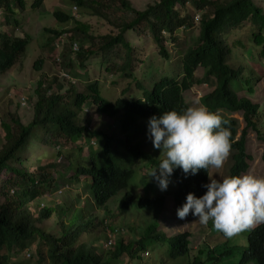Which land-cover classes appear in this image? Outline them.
<instances>
[{
  "label": "trees",
  "instance_id": "16d2710c",
  "mask_svg": "<svg viewBox=\"0 0 264 264\" xmlns=\"http://www.w3.org/2000/svg\"><path fill=\"white\" fill-rule=\"evenodd\" d=\"M66 1L77 6L81 14L106 21L110 29L104 35H95L89 23L74 19L71 13L56 10L53 15L62 25L45 31L51 33V40L70 34L71 47L59 54L61 70L68 74L63 77L69 87L66 89L57 75L44 79L42 74L35 90L37 100L32 120L24 124L19 115L9 110L6 118L1 120L4 144L0 149V195L3 198L0 201V264H12L11 255H18L26 249L29 252L28 248L31 251L32 244H35L37 252L34 264H45L44 251L51 264H120L126 258V264L129 260V264H136L134 262L142 261L145 254L150 253L151 242L159 240L157 222L153 221L139 235L128 237L125 226L122 228L121 223L114 221L115 217L110 219L109 214L113 211L106 204L130 185L137 166L147 170L143 174L144 189L158 191L155 180L149 179L150 171L160 159V150L150 147L146 135L150 116L186 108L185 92L194 85L211 83L213 89L201 97V104L220 115L226 121L224 126L230 130V158L233 160L230 175L247 170L246 161L250 156L245 151L246 138L249 129L260 133L258 122L262 110L257 100L241 94L243 90L252 94L253 85L249 77L243 76L241 65L229 63L233 50L227 44V37L242 33L234 45L244 47L249 43L259 51L258 56L264 57V10L254 0H159L143 11L134 8L130 0ZM43 2L36 0L31 7L38 8ZM189 4L193 7L192 16L196 15L198 21L196 34L192 35V41L175 62L178 64L176 69L167 74L156 63L142 58L138 50L135 52L131 35L146 31L150 40L159 47V55L165 58L173 56L166 42L178 41V30L192 25ZM14 6L21 10L28 8L25 0H0L5 28L10 23L9 17L13 16ZM69 21L75 25L64 28L63 24ZM13 25L18 26L19 22L14 20ZM74 41L78 43L77 49L73 48ZM30 44L29 33L23 38L12 37L5 32L1 22L0 76L21 60ZM178 46L175 45V49ZM54 51L57 52L56 49ZM97 58L104 64L101 74L114 78L112 88L106 87L101 79L89 82L87 67ZM44 62L45 58L40 54L33 66L40 70ZM199 68L204 70L202 79L196 76ZM81 78L82 85L78 89L76 84ZM123 78H128L130 85L133 82L141 93L135 94L126 88L121 96L113 98L115 88ZM149 78H152L150 88L145 86ZM43 84L46 87L42 89ZM85 106L101 117L97 126L92 127L91 118L83 115ZM221 111L242 114L244 127L238 138L236 119L221 114ZM49 133L52 137L48 141L59 147L54 159L45 152L37 158L38 161L44 160L41 165L33 167L26 163L28 159L23 158L20 150L29 153L27 143L31 138L48 143L45 138ZM78 143L86 145L81 150L88 152L87 157L81 156V150L74 155L73 150ZM69 155H74L75 159L71 160ZM57 156L64 161L63 164L59 160L56 162ZM65 166L73 168L71 179L83 184L87 195L82 204L91 201L88 211L81 210L78 215V208L74 210L68 204L67 208L50 204L41 207L38 202L52 188L54 173L62 177L61 169ZM207 179L205 169L185 177L177 168L167 190H160L145 207L157 212L163 208L165 197L171 196L173 208L177 211L189 192L200 196L206 191L202 185L207 183ZM130 196L131 193L126 192L118 206L120 211L126 212L125 203ZM72 198L75 196L69 194V200ZM35 202L36 214L32 206ZM103 208L107 211H101ZM100 211L104 218L99 217ZM83 212L88 214L85 216ZM53 216L57 217L56 228L41 226ZM194 220L189 214L184 221ZM191 233L185 229L170 237V253L160 258L166 255L171 264H222L226 261L227 264L251 261L264 264L263 223L258 224L245 245L235 243L222 233L213 235L211 222L204 225L202 234L206 235L198 247L190 246ZM219 247L221 249L217 250ZM235 249L243 251L239 261L232 259L236 257ZM184 257L187 260L175 263ZM12 262L27 264L15 259Z\"/></svg>",
  "mask_w": 264,
  "mask_h": 264
},
{
  "label": "rangeland",
  "instance_id": "374dc122",
  "mask_svg": "<svg viewBox=\"0 0 264 264\" xmlns=\"http://www.w3.org/2000/svg\"><path fill=\"white\" fill-rule=\"evenodd\" d=\"M36 0H25L27 2L28 8L26 10H21L20 7L14 6L13 16H11L8 20L12 21L14 18L19 22V25L16 26L15 31H11L14 29L12 23H8V27H4L5 22L3 21V14L0 13V19L2 22V26L5 29V32L12 37L21 36L23 34L29 33L31 36V44L28 47L27 51L21 58L19 62H15L13 67L9 70L8 73L2 74L0 76V149L4 144L3 140V130L1 128V120H4L7 116L8 110L20 116L21 121L24 124H28L29 121L32 120L34 115V104L37 100L35 95V90L37 88V82L40 79L41 75L44 74V79L49 78L52 76H58L60 81L63 82L66 89H68L69 84L66 82L67 80L63 77V71L61 70L60 65V58L59 54L63 50L66 52L68 46L71 47L72 40L70 39V34H64L62 37L58 39H50L51 33L45 31L47 28H60L62 25L59 21H57L54 17V12L56 10H60L63 12L71 13L74 19L80 20L82 22H87L91 25V31L95 35H104L109 32V25L106 21L90 16L88 14H81L80 9L78 11V17L74 16L73 13V6L70 2L66 0H44L43 4L38 8H33L31 5ZM159 0H130L133 7L137 10H146L149 6L154 5ZM255 3L264 10V0H254ZM189 12L190 16L193 14V7L189 4ZM190 19V18H189ZM191 20V19H190ZM192 25L190 27H181L176 34L179 38L178 41L174 42V40H168L166 45L168 49L172 52L173 56L169 58H165L159 55V47L154 44V41L150 40L146 31L140 32L139 34L133 33L132 43L135 49V52L138 50V53L142 58H146V60L152 64H155L160 68L162 72H167L170 74L173 70L176 69L178 64L175 62L178 60L179 56H182L185 49L188 47L190 42L192 41V35L196 34V27L198 21L195 17L192 16ZM0 22V24H1ZM183 24V23H180ZM75 24L72 21H69L63 24L64 28H71ZM242 37V33L235 35V36H228L227 37V44L229 47L232 48V55L230 57L229 63L234 66L241 65L243 68V76L249 77L251 79V84L253 85V93L249 94L245 90L241 91L242 95H247L250 99L257 100L261 107L262 112L260 113V121L258 122V128L260 133L258 134L255 130L249 129L248 135L246 138L245 144V151L250 156L247 159L248 168L242 174L250 173L255 174L258 176H264V57L258 56V50L253 48L251 44L244 45V47L235 46L234 42L237 39ZM244 40V39H242ZM185 41V42H184ZM75 42V41H74ZM179 44L175 49V45ZM56 45V46H55ZM57 50L54 51V50ZM53 51V52H52ZM74 52V51H73ZM76 53V52H74ZM42 54L45 58V62L43 67L40 70L34 68L33 64L34 61L37 59L38 55ZM56 61H55V60ZM102 59L97 58L92 60V64L87 67V71L90 75L89 82L93 81L95 78L104 80L106 83V87L112 88L111 81L114 79L109 74H101L104 69V64H101ZM79 74H82L80 71ZM204 70L199 68L196 71V76L198 78H203ZM68 76V74H65ZM63 78V79H62ZM79 78V77H78ZM65 80V81H64ZM78 80V79H77ZM82 78L79 79L78 83L76 84L77 88L79 89L82 85ZM152 78H149L147 82H145V86L150 88L151 87ZM253 81V82H252ZM256 81V82H255ZM46 85L43 84L42 89L45 88ZM129 88V90L135 94H140L141 89L137 88L135 84L130 85L128 78H123L122 82L118 87L115 88V94L113 98H117L121 96L122 90ZM213 86L211 83H202L194 85L191 89L185 92V102L188 106H203L201 104V97L208 94L212 91ZM111 98V97H110ZM112 98V99H113ZM221 114H225L228 116H232L237 121V126L239 132L237 134V138L240 136V131L244 127V121L242 119V114L238 113H229L227 111H221ZM85 118L88 116L91 118V126L95 127L99 123L101 117L98 114H95L91 111L88 106L84 108ZM86 120V119H85ZM119 129V128H118ZM40 133L42 131L38 130ZM123 134V133H122ZM51 134L49 133L45 138L47 141L51 139ZM150 147H152L151 141ZM94 145L96 142L91 141ZM29 150L27 154H25L24 150H20V153L23 155V158H27L28 160L26 163L32 165L33 167L39 166L42 164L41 161H38V156H43L46 152L49 155V158H53V155L58 152V148L54 146L52 143L48 141V143H43L42 141H37L31 138L28 143ZM69 144V143H67ZM86 147V145L82 143L76 144V149L74 151V155L79 153L82 147ZM81 156L87 157L88 152L85 153L81 150ZM28 155V156H27ZM74 155H69L71 160H74ZM232 151L230 150L229 156L226 158L224 165L220 169H211V173L213 174L214 178H219L222 176H226L230 174V168L233 164L232 158ZM56 162L64 163L61 158L58 156L55 158ZM59 160V161H58ZM48 161V160H47ZM72 167L65 166L62 170V177H57V174L54 173L55 180H53L52 188L50 191L39 199V204L41 207L43 205L50 204L52 206H63L67 208V204L72 206V209H77V215L80 213L81 210L88 211L89 205L91 201L84 206L82 203L86 201L87 193L83 190L82 182L77 183L74 182V179H71V171ZM145 170L139 166L136 167L133 177L130 181L129 188L130 190H139L142 186V182L144 180L143 174ZM145 175V174H144ZM67 191V192H65ZM82 192V193H81ZM78 193H81L78 196ZM125 193V190L121 191L119 194L114 196L111 200L108 201L106 204L108 207L112 209L113 212H110V219L114 218L118 224H124L126 234L128 237L133 238L134 235L140 234L143 230L151 225L152 221L157 222V233L159 234V240H154L150 244V253L145 254V257L142 261L134 262L136 264H163L162 262L166 260L167 264H171L172 261L167 259V254L170 253V237L174 234L184 231L185 229L191 230V237H190V246L195 248L198 244L203 242V237L206 234H202V230L204 225H201L199 221L196 219L194 221L185 222L181 221L177 218L176 211L172 209L173 200L171 196H166L164 201V206L161 208L160 213L146 211L145 209H138V208H131L127 214L120 211L118 207L120 204V200ZM69 194L75 196L72 200H69ZM0 201H3L2 196L0 195ZM168 202V203H167ZM36 202L32 205L34 210V214H36L37 209ZM106 205L104 207H106ZM167 205V206H166ZM63 208V209H64ZM95 208V207H94ZM98 208V207H97ZM107 209H101L104 211ZM100 211V212H101ZM38 213V212H37ZM86 216L88 212H83ZM55 216V215H54ZM51 218L48 221H45L41 224L42 227H55L57 223V217ZM100 218H104V213L101 212ZM176 219L175 221H173ZM122 225V226H124ZM127 225L131 227H126ZM59 230V227H57ZM57 230V231H58ZM215 236L221 234L219 231L215 230L212 227ZM163 233L167 236L166 239L163 237ZM248 230H245L239 233L237 236L238 241L242 242L244 245L247 240ZM124 235V234H122ZM120 235V236H122ZM119 236V238H120ZM209 242V241H208ZM165 245V246H164ZM35 244H32L31 251L28 248L25 251L20 252L18 255H11L10 262L14 264L12 261L15 259L17 262H26L27 264H34L37 257V252L34 250ZM164 249V250H163ZM221 249V247L217 248V250ZM240 251V252H236ZM236 257L232 258L233 260H239L243 254L242 250L235 249ZM43 254L45 255V264H51L47 256V252L44 251ZM164 254H166L163 259L160 258ZM188 257V256H187ZM230 260L232 263L233 260ZM126 259H123L120 264H126ZM187 260L186 257L179 258L176 260L175 263H179L181 261ZM130 261V260H129ZM127 261L129 264L130 262ZM164 263V264H166ZM227 264V261L222 263ZM249 264H255L254 261H251Z\"/></svg>",
  "mask_w": 264,
  "mask_h": 264
},
{
  "label": "clouds",
  "instance_id": "9594fccd",
  "mask_svg": "<svg viewBox=\"0 0 264 264\" xmlns=\"http://www.w3.org/2000/svg\"><path fill=\"white\" fill-rule=\"evenodd\" d=\"M16 19L9 22L13 25ZM24 36L26 34H23ZM75 44L77 49V42L73 43V48ZM26 51L27 49L23 55ZM65 74L63 72V75ZM225 124L226 121L220 115L206 106H187L179 111L171 109L150 116L146 135L152 147L160 150V159L150 171L149 179L155 180L158 191L144 189L143 182L139 190L133 191L127 186L121 200L126 192H130L131 196L125 203L127 210L124 214L135 207L156 212L145 206L160 190H167L175 169L179 168L185 177L205 169L208 179L202 187L206 191L200 196L189 192L184 202L177 208V218L184 221L191 214L201 225H208L211 222L215 230L237 244L242 242L235 236L248 230L245 243L248 244V237L255 233L258 224H264V176L241 173L214 178L210 170L220 169L230 154L231 133ZM172 209L174 210L173 207ZM160 210L161 208L156 213ZM164 235L163 233V237ZM166 238L165 235L164 239Z\"/></svg>",
  "mask_w": 264,
  "mask_h": 264
},
{
  "label": "built area",
  "instance_id": "2783aa9c",
  "mask_svg": "<svg viewBox=\"0 0 264 264\" xmlns=\"http://www.w3.org/2000/svg\"><path fill=\"white\" fill-rule=\"evenodd\" d=\"M78 11H79L78 7L77 6H73V13H74L75 17H78V15H77ZM74 48L76 49V44L74 45Z\"/></svg>",
  "mask_w": 264,
  "mask_h": 264
},
{
  "label": "bare ground",
  "instance_id": "6f19581e",
  "mask_svg": "<svg viewBox=\"0 0 264 264\" xmlns=\"http://www.w3.org/2000/svg\"><path fill=\"white\" fill-rule=\"evenodd\" d=\"M120 98H122V97H120ZM173 196V195H172ZM170 197V196H169ZM160 198V197H159ZM162 198V197H161ZM161 203V202H160ZM168 203V202H167ZM167 206V205H166ZM160 209V208H159ZM206 242V241H205ZM201 244V243H200ZM204 245V244H203ZM206 246V245H205ZM197 247H198V245H197Z\"/></svg>",
  "mask_w": 264,
  "mask_h": 264
}]
</instances>
